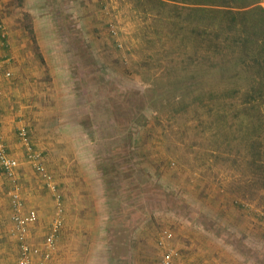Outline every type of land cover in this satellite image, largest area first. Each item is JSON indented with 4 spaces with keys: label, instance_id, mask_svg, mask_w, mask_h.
Masks as SVG:
<instances>
[{
    "label": "rangeland",
    "instance_id": "1",
    "mask_svg": "<svg viewBox=\"0 0 264 264\" xmlns=\"http://www.w3.org/2000/svg\"><path fill=\"white\" fill-rule=\"evenodd\" d=\"M8 3L19 19L12 33L21 34L14 44L0 39V66L10 65L0 74V98L4 89L7 97L14 89L26 92L30 75L42 93L7 140L24 156L12 157L13 177L0 167V223L11 224L8 197L16 191L23 199L21 165L54 201L27 161L23 130L55 182L63 216L67 180L87 178L86 195L93 190L97 197L86 202L109 217L92 264H161L170 249L176 264H264V187L250 165L248 117L236 116L248 103L229 91L186 88L182 35L158 43L153 21L133 0ZM53 145L56 156L44 150ZM63 228L64 219L52 250ZM10 243L0 240L6 248Z\"/></svg>",
    "mask_w": 264,
    "mask_h": 264
},
{
    "label": "trees",
    "instance_id": "2",
    "mask_svg": "<svg viewBox=\"0 0 264 264\" xmlns=\"http://www.w3.org/2000/svg\"><path fill=\"white\" fill-rule=\"evenodd\" d=\"M133 2L150 16L158 43L163 37L177 42L182 35L180 68L186 88L229 91L248 103L236 116L248 117L241 120L251 129L250 165L255 183L264 187V7L260 0Z\"/></svg>",
    "mask_w": 264,
    "mask_h": 264
},
{
    "label": "crops",
    "instance_id": "3",
    "mask_svg": "<svg viewBox=\"0 0 264 264\" xmlns=\"http://www.w3.org/2000/svg\"><path fill=\"white\" fill-rule=\"evenodd\" d=\"M11 1V0H8ZM14 7L6 5V0H0V19L3 22L5 32L7 34V39L10 37L13 44L17 42V38L20 34L12 33V24L14 21H19V19H15L13 17ZM12 17V20H11ZM19 23L17 22V25ZM40 43V41H39ZM5 56V51L0 48V63L1 58ZM21 57H23L21 55ZM11 64V63H10ZM12 65V64H11ZM8 66H0V74L2 70L7 69L10 70ZM13 66V65H12ZM31 76L26 77V92H19V94L14 91L10 92V96L7 97L6 90L4 89V94L2 98H0V106L4 104L2 109L4 110V114L0 115V126L2 140H5L8 144V152L10 151L8 146H11L10 156L16 157L17 160L19 158L20 161L22 156H24V152L15 144H11L7 141L8 137L11 133V130H15L21 126H23L22 121L23 117L26 113L30 112V108L33 102V96L39 95L41 90L35 89L30 83ZM1 87V86H0ZM37 90V91H36ZM18 92V91H17ZM30 97V98H29ZM32 100V101H31ZM13 105L18 106V111H12ZM22 117V118H21ZM27 125L31 124L32 121L27 120ZM48 124L47 122L44 123ZM7 125V126H6ZM49 150L51 154L57 155L59 152V146L53 145L50 147L44 146V150ZM18 161V160H17ZM21 165V163H20ZM20 167V166H19ZM76 173L81 172L78 167H75ZM17 170V169H16ZM78 170V171H77ZM19 178L22 176L24 179V188L22 190L23 195V203H24V211L33 210L37 214V220L34 221L28 227V242L34 247H38L41 251H44L43 242L45 240V236L47 234V226L50 223L52 218V214L55 212V204L54 201L50 198V195L45 192L38 178L34 176V174L28 170L26 167L21 165L19 168ZM74 172V173H75ZM14 173L16 171L14 170ZM28 175V176H27ZM27 177V178H26ZM68 185L66 184L67 191H63L64 196L66 197V193L69 196L68 200H64V228L60 231L59 241L57 243L56 249H53L50 252L49 264H92L93 259L96 260L99 243H103L105 241V237L108 236L106 233L108 231V222H110L109 217L105 216L104 208H96L93 209L91 205H89L86 200H88L92 196H96V193L91 191L88 195H86L85 191L89 187V180L87 178L84 179L83 182H78L73 179H68ZM65 182V181H60ZM65 184V183H63ZM82 192V193H80ZM97 197V196H96ZM9 211L5 216V219L11 220L12 210H11V198L8 197ZM83 202V203H82ZM54 215V214H53ZM13 224L11 221L7 222V225L3 226L0 223V240L6 241L7 239L13 240L14 243L9 244V248H6V245H0V264H17L18 258L20 256L18 243L15 239ZM138 233V232H137ZM132 234L135 236V232L133 230ZM139 236V235H137ZM13 238V239H12ZM135 237H133V242ZM137 244L133 245L134 252H137ZM34 262L39 260L38 256H34ZM109 264V263H108ZM138 264V262L134 263Z\"/></svg>",
    "mask_w": 264,
    "mask_h": 264
},
{
    "label": "built area",
    "instance_id": "4",
    "mask_svg": "<svg viewBox=\"0 0 264 264\" xmlns=\"http://www.w3.org/2000/svg\"><path fill=\"white\" fill-rule=\"evenodd\" d=\"M0 39L5 41L7 39V34L3 22L0 19ZM9 76V72L6 73ZM1 95V92H0ZM21 140L27 151L28 163L37 171V173L44 180L49 191L53 192L54 202H55V218L51 224L50 231L46 235L43 242L44 251H41L38 247H34L28 242V227L34 221L37 220V214L35 211H24V203L19 194L14 191L11 195L12 202V215L11 221L14 229V236L18 243L20 256L18 258L17 264H48L50 259V252L52 251L54 240L57 233L62 227L63 223V207L60 199V195L57 193L55 182L50 175V173L43 166L39 160L38 154L34 153L30 147L28 138L25 131L20 132ZM7 152L6 146L2 140V135L0 131V167L3 169L4 173L8 177H13L14 170L17 167V161L12 158ZM170 233L164 231V238H169ZM38 256L39 260L37 262L33 261V257ZM178 254L175 250L170 249L166 252L162 259L161 264H176Z\"/></svg>",
    "mask_w": 264,
    "mask_h": 264
}]
</instances>
